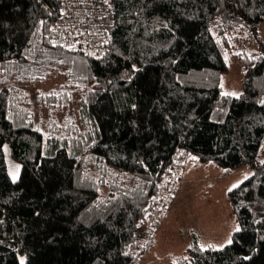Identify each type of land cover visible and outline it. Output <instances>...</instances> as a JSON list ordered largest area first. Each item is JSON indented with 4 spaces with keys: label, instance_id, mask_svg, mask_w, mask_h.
<instances>
[{
    "label": "trees",
    "instance_id": "1",
    "mask_svg": "<svg viewBox=\"0 0 264 264\" xmlns=\"http://www.w3.org/2000/svg\"><path fill=\"white\" fill-rule=\"evenodd\" d=\"M112 7L107 45L87 53L53 41L60 0H0V74L22 73L35 56L66 66L71 84L86 86L79 113L95 160L140 177L103 192L107 168L85 173L68 137L45 140L16 126L0 90V264H20V255L24 264H139V243L154 231L145 228L149 215L191 156L227 173L256 170L228 192L239 225L231 243L195 244L185 264H264V0H113ZM242 34L257 49L236 54L243 92L225 95L227 55ZM40 98L54 105L70 95ZM6 143L21 164L15 181Z\"/></svg>",
    "mask_w": 264,
    "mask_h": 264
},
{
    "label": "rangeland",
    "instance_id": "2",
    "mask_svg": "<svg viewBox=\"0 0 264 264\" xmlns=\"http://www.w3.org/2000/svg\"><path fill=\"white\" fill-rule=\"evenodd\" d=\"M260 30L264 39V22ZM256 49L254 41H246L242 34L241 42L227 55L229 71L223 74L221 83L224 93L238 96L243 92L245 72L236 54L251 53ZM71 82L66 66L46 62L42 56L33 57L18 75L6 78L0 74V90L9 95V117L16 126L36 128L42 132L45 140L54 136L68 137V141L75 143L67 145L69 152L86 161L88 169L85 173L89 171L98 176L101 169L102 174L107 168L105 180L108 185L103 192L116 191L119 187L139 181L140 177L135 174L95 160L96 157L89 151L92 142L86 136L79 113L86 86H74ZM60 90H66L70 95V99L63 104L49 105L40 98ZM4 151L9 174L12 179L16 175L17 180L21 164L11 156L9 143L4 145ZM259 160H264V155ZM182 163L184 166L180 170V177L176 174L175 182L171 181L166 189L165 203L149 215L145 228L152 226L154 231L152 234L146 233L139 243L145 247L139 264H185L195 244L224 247L229 240L232 241L233 232L239 228L228 192L235 188L233 185H239L245 177L253 175L256 165H246L227 173L215 163L202 162L196 156L188 160L183 158ZM103 198V194L95 198L93 207L98 206ZM257 203L261 205V201ZM20 260L25 263V255H20Z\"/></svg>",
    "mask_w": 264,
    "mask_h": 264
},
{
    "label": "built area",
    "instance_id": "3",
    "mask_svg": "<svg viewBox=\"0 0 264 264\" xmlns=\"http://www.w3.org/2000/svg\"><path fill=\"white\" fill-rule=\"evenodd\" d=\"M53 41L73 51L97 53L107 45L114 21L113 0H60Z\"/></svg>",
    "mask_w": 264,
    "mask_h": 264
},
{
    "label": "snow or ice",
    "instance_id": "4",
    "mask_svg": "<svg viewBox=\"0 0 264 264\" xmlns=\"http://www.w3.org/2000/svg\"><path fill=\"white\" fill-rule=\"evenodd\" d=\"M225 95H228V93H225ZM193 159H194V158H193ZM262 163H264V162H262ZM16 178H17L16 175H14V176H13V181H15ZM245 179H247V177H245ZM237 186H238V185H233V187H237ZM229 191H231V189H229ZM237 231H239L238 228H237ZM228 242L231 243V240H229ZM20 264H24V261L21 260Z\"/></svg>",
    "mask_w": 264,
    "mask_h": 264
}]
</instances>
